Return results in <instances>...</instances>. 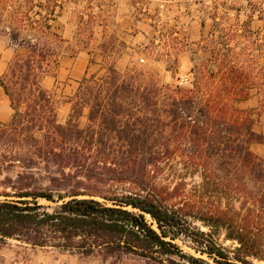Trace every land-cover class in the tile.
<instances>
[{"label":"trees","instance_id":"obj_1","mask_svg":"<svg viewBox=\"0 0 264 264\" xmlns=\"http://www.w3.org/2000/svg\"><path fill=\"white\" fill-rule=\"evenodd\" d=\"M52 52L28 42L0 78L13 111L0 125V175L14 173L0 180V244L211 264L185 254L174 243L183 238L213 264L261 258L264 159L251 145L262 136L225 99L246 100V86L159 85L110 67L81 80L61 124L53 92L40 85ZM216 231L236 245L233 252L217 243Z\"/></svg>","mask_w":264,"mask_h":264},{"label":"rangeland","instance_id":"obj_2","mask_svg":"<svg viewBox=\"0 0 264 264\" xmlns=\"http://www.w3.org/2000/svg\"><path fill=\"white\" fill-rule=\"evenodd\" d=\"M36 39L53 51L54 63L40 85L53 92L61 124L68 118L70 99L81 80L100 77L110 67L120 73L151 75L159 85L196 81L213 88L238 81L248 88L246 100L253 97L258 106L244 109L246 100L225 98L226 103L243 111L241 117L252 121L253 131L264 111V0H0V78L17 55L28 52V42ZM232 67L235 72L230 73ZM85 122L84 112L80 126ZM255 133L262 142L252 144L251 150L264 159L259 156L264 152V134ZM7 176L14 173L3 171L0 180ZM146 219L151 222L148 215ZM194 226L208 232L198 222ZM212 234L233 252L236 245L225 239L224 231ZM174 243L185 254L213 264L189 240ZM248 260L264 264V252L260 259ZM0 264L158 263L133 255L86 257L7 240L0 244Z\"/></svg>","mask_w":264,"mask_h":264},{"label":"crops","instance_id":"obj_3","mask_svg":"<svg viewBox=\"0 0 264 264\" xmlns=\"http://www.w3.org/2000/svg\"><path fill=\"white\" fill-rule=\"evenodd\" d=\"M161 2H164V0H159ZM178 1V0H174ZM187 3H191L192 0H185ZM78 65V61H75L74 67ZM258 104L254 101L253 97H250L248 100L244 101L242 103V108L244 109H250V108H256ZM11 118V108L9 104V100L7 99L6 95L4 94L3 90L0 88V122L6 123ZM258 127H255L254 125V131L255 132H262L264 134V111L261 112L259 116V120L257 121ZM260 157L264 158V152H260Z\"/></svg>","mask_w":264,"mask_h":264}]
</instances>
